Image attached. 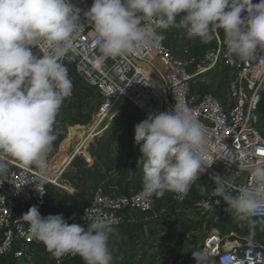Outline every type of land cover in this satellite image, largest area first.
<instances>
[{"label": "clouds", "instance_id": "obj_1", "mask_svg": "<svg viewBox=\"0 0 264 264\" xmlns=\"http://www.w3.org/2000/svg\"><path fill=\"white\" fill-rule=\"evenodd\" d=\"M80 9L71 0H0V175L13 161L35 167L43 194L48 156L57 139L54 125L73 84L61 59L73 48L84 27ZM93 25L95 44L106 58L157 48L167 31L185 28L190 37L210 43L220 32L228 55L249 62L264 53V0H94L84 13ZM179 17V22L177 21ZM44 53L38 58L32 47ZM143 180L141 196L162 198L166 192L183 200L202 172L214 164L205 127L183 101L174 110L150 113L135 125ZM248 183L239 188L213 176L215 193L225 211L238 221L255 223L264 216V160L248 165ZM29 234L59 261L78 255L84 264H112L113 221L91 219L87 229L69 224L63 214L43 217L36 206L22 218ZM196 264H206L204 250L192 252Z\"/></svg>", "mask_w": 264, "mask_h": 264}, {"label": "built area", "instance_id": "obj_2", "mask_svg": "<svg viewBox=\"0 0 264 264\" xmlns=\"http://www.w3.org/2000/svg\"><path fill=\"white\" fill-rule=\"evenodd\" d=\"M259 0H253L258 3ZM79 8L80 22L84 26L73 42V48L61 59L68 70L80 77L101 99L98 118L106 124L123 104L130 103L139 111L138 123L150 113H171L177 101L185 102L205 127L212 144L214 164L205 171L206 195L197 202L198 214L204 219L225 210L226 204L215 189L213 176L227 178L239 188L248 183V173L239 169L238 159L248 165L264 160V134L260 129V108L264 100V53L245 63L234 55H228L223 33L210 43L211 46L197 62L195 59H179L170 47L140 49L125 57H103L95 44L93 25L84 15L94 0H71ZM38 58L44 53L38 46L32 47ZM218 66L230 69L234 78L228 88L225 101L212 93L195 91L206 85V74ZM72 96V94H71ZM70 96V97H71ZM69 98V97H68ZM137 123V124H138ZM55 140L48 156L46 181L41 194L40 173L33 167L13 161L4 175H0V258L12 256L15 260L29 259L38 243L29 234L28 225L21 218L30 207L36 206L40 214L50 208L53 192L63 189L60 183L61 169L51 166L57 155L58 132L54 125ZM139 193L132 195L108 194L103 185L93 190L77 224L87 229L91 219L103 217L119 228L126 214L147 215L152 212L155 197L145 199ZM264 223V216L253 218ZM217 233V234H216ZM235 233L222 236L213 230L201 250L207 253L206 264H264V245L241 241L232 244ZM78 255H65L57 264L79 259ZM163 264H196L192 257L173 256Z\"/></svg>", "mask_w": 264, "mask_h": 264}, {"label": "trees", "instance_id": "obj_3", "mask_svg": "<svg viewBox=\"0 0 264 264\" xmlns=\"http://www.w3.org/2000/svg\"><path fill=\"white\" fill-rule=\"evenodd\" d=\"M179 17L177 21L179 22ZM158 34L164 35V40L161 42L167 47L173 50L175 56L179 59H195L197 62L204 56L211 46H207L205 43H201L198 37H190L185 28H172L167 31L161 29H155ZM207 78L206 85L200 84L195 91L204 93H212L220 100L225 101L228 96V88L231 81L234 78L233 72L225 67L218 66L212 72L205 75ZM71 81L73 84L72 96L64 101V105H70L71 101H86L89 99H97L100 96L92 89L88 88L80 77L75 73L74 69L71 70ZM102 102H99L97 110H99ZM260 129L264 134V100L260 108ZM72 122L74 125L85 126L91 122V115L83 112H72ZM139 120L138 109L130 103H123L114 113L111 120L107 121L102 129V133L98 135L100 146L97 147L94 155L93 169L97 173L99 180L98 185H103L106 192L112 195H132L141 192L143 170L142 165L138 164V160L141 157L140 146L135 144V125ZM57 126V119L55 122ZM133 149H136L133 152ZM133 159V160H131ZM130 167L131 178L128 180H122L120 182L114 181V177L118 173L126 171ZM201 182L202 188L198 190L194 196L185 201L179 209L165 210L160 217L156 220L159 226L167 224L171 233H165L158 243L150 245V240H132L135 242V248L130 249L128 246L120 248L117 252L121 255L124 264H140L139 258L142 255L148 253L149 249L159 248V254L163 257L161 264L165 263L171 257H173L174 244L179 238L187 237L190 234L204 230L206 233L203 237L213 230L217 229V224L212 221H208L207 218L193 221L183 220L179 216L180 212L193 211L198 213L197 202L204 195H206V173L202 172L199 178L192 184ZM191 186V187H192ZM156 198V197H155ZM178 213V214H177ZM63 214L65 219L69 223L71 217V207L62 199L53 197L51 199L49 214L57 215ZM131 215L126 214L124 223L116 228L117 231L124 227L130 220ZM239 235L245 238H253L258 232L264 233V223L261 221H255V223H248L246 226H239L236 224L233 230ZM148 235V239H153L155 234ZM173 235V236H172ZM135 239V238H134ZM166 241V243H164ZM200 242H193L188 247L190 251L188 257L192 251H195ZM41 259L36 264H57L55 258L47 251L45 245L42 243ZM36 258V253L31 255L29 259L15 260L12 256L7 258H0V264H32ZM34 264V263H33ZM65 264H84L79 259L73 261H67ZM144 264V263H141Z\"/></svg>", "mask_w": 264, "mask_h": 264}, {"label": "rangeland", "instance_id": "obj_4", "mask_svg": "<svg viewBox=\"0 0 264 264\" xmlns=\"http://www.w3.org/2000/svg\"><path fill=\"white\" fill-rule=\"evenodd\" d=\"M220 67L222 68L223 66ZM99 102H101L100 97L82 102L71 101L70 105H62L56 118L58 123L56 126L58 132L57 155L51 166L54 167L59 161L66 162L62 167H65L70 160H72V163L69 164L63 175L61 174L60 176V183L63 189L58 192L54 191L53 197L64 200L71 207L70 225L78 223L82 214V205L87 201V198H89L91 192L95 189L97 185L96 181L99 180L97 173L93 169L94 155L97 147L100 146L98 135L102 133V129L105 125V123L101 122L98 118L99 110H97V107ZM79 111L91 115V122L89 124L85 126L73 124L71 114L72 112ZM135 151L136 149H133V152ZM130 178V167H128L126 171L116 174L113 179L114 181L120 182ZM202 185L201 182L195 183L183 200L177 199L175 193L166 192L162 198H155L153 210L147 215L133 213L130 217V222L126 223L124 227L118 230L110 239V248L113 254L112 264H124V259L121 255H118L117 252L120 248L126 246L130 249H134L136 246L135 242L132 240H150L149 247L152 246L153 243H158L166 231H163L165 228L159 230V225L156 220L165 210L174 208L179 209L185 201L190 200L194 194L202 188ZM48 214L49 209L41 212L43 217H47ZM197 215L198 213L190 210L179 213V216H181L183 220H191L189 219L190 217L194 218L197 217ZM207 219L217 224V230L222 236L228 235L236 224L242 227L248 224V222L238 221L232 214L225 210H217L215 214L208 216ZM205 233L204 230H200L187 237L179 238L175 241L174 248L183 250V248L188 247V245L193 242L204 244L209 236L207 235V237L203 239ZM151 234H155V237H153V239H148V235L152 236ZM252 240L261 246L264 245V233H256ZM164 243H166V241ZM235 243V240H233L232 244ZM246 243L249 244V242ZM42 248V242L38 241L35 246L36 258L33 262L34 264L41 259L43 255ZM159 250V248L149 249L148 253L142 255L141 258L138 259V263L161 264L163 257L160 256ZM80 260L84 262L82 258H80Z\"/></svg>", "mask_w": 264, "mask_h": 264}, {"label": "crops", "instance_id": "obj_5", "mask_svg": "<svg viewBox=\"0 0 264 264\" xmlns=\"http://www.w3.org/2000/svg\"><path fill=\"white\" fill-rule=\"evenodd\" d=\"M70 163H72V160H70V162L68 163L67 162V164L68 165H66L65 167H62V168H60L61 169V174L63 175V173L65 172V170L67 169V167L69 166V164ZM97 182V181H96ZM93 192V191H92ZM92 192H91V194H92ZM91 194H90V196H91ZM89 196V197H90ZM87 200H88V198H87ZM87 202V201H86ZM85 202V203H86ZM85 203L82 205V207L85 205ZM72 211V210H71ZM199 215V214H198ZM197 215V217H194V218H189V219H191V220H193V221H198V220H201L202 218L200 217V216H198ZM70 220V219H69ZM70 222V221H69ZM128 222H130V221H128ZM159 228V230L160 229H163V228H165L163 231H166V233H171V231H170V228H169V226L167 225V224H164V225H161V226H159L158 227ZM167 229V230H166ZM217 230V229H216ZM169 231V232H168ZM230 233H235V236H234V240H235V242L236 243H238V242H241V241H246V242H250V243H253V244H255V245H259L260 246V244H258V243H256V242H254L253 240H252V238H245V237H243V236H241V235H239L238 233H236V232H234V231H230ZM229 233V234H230ZM165 234V233H164ZM228 234V235H229ZM160 241V240H159ZM158 241V242H159ZM202 246H203V243L201 244V245H199V247L195 250V251H197V250H201V248H202ZM189 251H190V248L189 247H185V248H183V250H181V249H178V248H175L174 249V252H173V255L174 256H184V257H188L187 255H188V253H189ZM193 252V251H192ZM192 252L190 253V256L189 257H192L193 255H192Z\"/></svg>", "mask_w": 264, "mask_h": 264}, {"label": "bare ground", "instance_id": "obj_6", "mask_svg": "<svg viewBox=\"0 0 264 264\" xmlns=\"http://www.w3.org/2000/svg\"><path fill=\"white\" fill-rule=\"evenodd\" d=\"M76 153V152H75ZM64 163H66L65 161H59L58 163H57V165H55L54 167H53V169H54V171L55 170H59L63 165H64ZM68 165V164H67Z\"/></svg>", "mask_w": 264, "mask_h": 264}]
</instances>
